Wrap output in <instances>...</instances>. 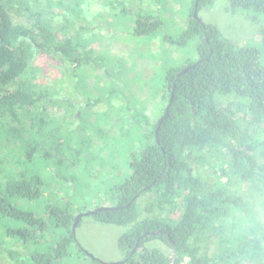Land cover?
<instances>
[{
    "label": "trees",
    "instance_id": "16d2710c",
    "mask_svg": "<svg viewBox=\"0 0 264 264\" xmlns=\"http://www.w3.org/2000/svg\"><path fill=\"white\" fill-rule=\"evenodd\" d=\"M188 1L185 28L174 42L182 46L197 39L196 59L166 69L158 95L163 109L138 129L140 146L130 151V175L112 186L111 204L97 207L116 209L89 215L127 228L120 236L125 257L111 264H264V64L256 47L233 45L214 25L197 22L196 0ZM211 4L199 0L198 11ZM54 6L75 11L80 0H0V133L19 143L9 150L13 159L0 177V241L16 243L1 250L0 258L16 260L26 253L31 264H61L73 244L87 264H108L75 244L73 224L82 210L72 211L33 165L37 152L44 161L66 158L51 115L69 109L65 87L62 93L49 91L31 76L37 71L34 60L45 54L58 66H69L70 78L101 62L81 33L70 36L64 24L57 31L46 26L42 14ZM229 6L264 16V0H229ZM21 16L33 24L15 23ZM136 25L137 34L151 35L161 22L142 17ZM170 98L168 115L158 124ZM208 163L209 171L203 168ZM146 194L154 195L156 207L139 209L136 203ZM158 230L163 232L152 234ZM42 243L43 251L34 248Z\"/></svg>",
    "mask_w": 264,
    "mask_h": 264
},
{
    "label": "rangeland",
    "instance_id": "374dc122",
    "mask_svg": "<svg viewBox=\"0 0 264 264\" xmlns=\"http://www.w3.org/2000/svg\"><path fill=\"white\" fill-rule=\"evenodd\" d=\"M110 1L80 0L78 10L73 11L70 7L63 11L54 6L47 9L46 15L42 14V20L53 31L59 30L64 24L68 26L70 36H74L75 32L76 35L81 33L79 36H83L87 44L91 45L101 64L95 62L83 66L74 71L70 78L69 66H58L55 60L41 54L33 64L37 71L31 73L49 91L54 89L60 92L64 87L68 91V111L64 114L62 109V113L58 111L51 115L57 120L54 125L59 129V139L67 150L66 158L60 163L55 157L44 161L40 159L42 154L37 152L32 163L37 165L42 177L50 183L52 191L70 203L72 211H92L99 205L113 202L112 186L121 184L130 175L128 160L130 151L136 152L140 146L137 143L139 131H143L149 118L153 117L155 121L156 110L163 109L158 95L166 69L196 59L197 39L182 46L174 42L186 25L190 6L188 0H117L114 9L109 7ZM123 8L128 10L127 14L123 13ZM142 17L159 20L160 29L151 35L137 34V19ZM198 18L214 25L221 36L233 45L256 47L264 64L263 15L250 10L232 9L229 0H212L210 6L198 11ZM15 23L31 26L33 20L21 16L15 18ZM76 28L83 31H75ZM135 110L139 116L134 114ZM130 116L132 119L128 118ZM36 130L30 131L31 137ZM27 135L26 132L24 136ZM14 140L16 138L10 137L5 131L0 133V177L8 172L13 159L9 150L19 145ZM25 140L23 144L27 145L29 137ZM128 140L134 143L130 145ZM77 150L82 154L76 155ZM203 168L209 171L210 163ZM221 182L224 183L225 179L222 178ZM155 203L154 195L146 194L137 201L136 206L144 209ZM58 204L62 206L61 202ZM153 213L163 217L166 215L155 208ZM126 230L125 227L95 222L90 216L82 217L74 233L75 244L96 260L108 264L118 263L125 257L120 236ZM48 233L52 234L51 228ZM49 234H46L47 238ZM6 242L0 241V253L10 247L14 249L15 241ZM161 247L169 253L167 247ZM34 248L43 251L45 246L42 243ZM76 251V247L70 245L68 256L61 264L86 263V259L78 256ZM7 258L6 255L0 258V264H31L26 253L16 260Z\"/></svg>",
    "mask_w": 264,
    "mask_h": 264
},
{
    "label": "water",
    "instance_id": "95a60500",
    "mask_svg": "<svg viewBox=\"0 0 264 264\" xmlns=\"http://www.w3.org/2000/svg\"><path fill=\"white\" fill-rule=\"evenodd\" d=\"M198 1L199 0H196V2L194 3V10H193V17L194 19L197 21V22H201V20L198 18ZM187 70L184 69L181 73L178 74V76H180L182 73L186 72ZM170 102H171V98L167 104V106L165 107V110H164V114L158 119V124H160L162 122V120H164L166 118V116L168 115V111H169V106H170ZM130 205V204H128ZM127 205V206H128ZM110 209H116V208H109V207H104V206H101L99 208H96L92 211H83L81 213H79L75 220H74V224H73V232H75V228H76V225L77 223L79 222V220L82 218V217H86V216H89V215H95L96 213L98 212H101V211H106V210H110ZM163 231L162 230H158L152 234H160L162 233ZM87 254L88 257L90 258H93L94 257L90 254H88L87 252H85ZM172 259V258H171ZM96 260V259H95ZM99 261V260H98Z\"/></svg>",
    "mask_w": 264,
    "mask_h": 264
}]
</instances>
